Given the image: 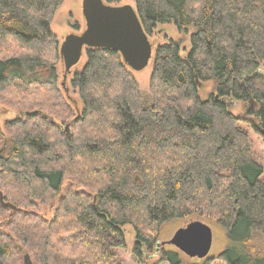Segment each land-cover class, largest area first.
<instances>
[{"label":"trees","instance_id":"1","mask_svg":"<svg viewBox=\"0 0 264 264\" xmlns=\"http://www.w3.org/2000/svg\"><path fill=\"white\" fill-rule=\"evenodd\" d=\"M63 2L0 0V101L26 110L0 130V191L18 207L0 201L10 213L0 264H16L15 250L36 264H123L128 224L135 254L202 264L160 239L166 223L199 218L227 230L225 264H264L250 245L264 235V166L239 124L264 137V0H136L148 36L168 23L182 37L153 47L147 90L118 50L87 47L76 111L51 27ZM67 177L85 188L63 193L48 218L39 203L54 204Z\"/></svg>","mask_w":264,"mask_h":264},{"label":"rangeland","instance_id":"2","mask_svg":"<svg viewBox=\"0 0 264 264\" xmlns=\"http://www.w3.org/2000/svg\"><path fill=\"white\" fill-rule=\"evenodd\" d=\"M83 0H64L62 5L57 9L52 21L51 27L52 30L57 34L60 46L66 36L69 34H79L85 28V18L82 9ZM110 5H122V4H131L136 6V0H120L118 2H108ZM76 24L79 25V28L76 27ZM182 35L178 32L177 28L173 24H159L155 29L154 33L149 36L150 41L153 44L154 49L158 44L167 41L169 38L179 39ZM185 47L187 50H183V54H186L190 49V35L185 38ZM87 53L84 50L81 60L72 68L71 72L68 73L66 79L64 77L65 69L62 58L58 59L57 68L59 73V86L62 90L64 97L67 102L70 103L73 107V110L76 111V106L78 109L82 108V99L78 92V89L72 85V79L76 72L81 71L87 61ZM154 68V60L152 59L148 66L140 71H135L131 69L133 75L139 82L141 89L147 90L149 88L151 75ZM212 87V83L208 82L202 87V94L206 96L209 90ZM6 96V95H5ZM5 98V97H4ZM20 104L24 103L25 100H19ZM233 111L239 112L242 109L240 103H236L233 106ZM25 108L18 107L8 102L0 101V130L1 132L5 131V122L7 120L13 119L17 116L25 114ZM243 128L249 131L251 137L252 152L254 157L264 166V137L260 134H257L254 129L244 121L239 123ZM66 125V124H65ZM64 125V127H65ZM69 126L65 127V131L68 132ZM264 179V174L262 175ZM80 189L85 188V186L79 181L67 177L64 181L63 188L59 195H57L56 201L54 204H42L39 203V211L50 218L54 213V205L58 203L59 197L65 193L68 189ZM10 219V213L5 211L4 213L0 210V228L5 227V222H8ZM206 223H208L212 230V247L209 254L204 258H197L202 264H225L219 257L220 253L229 245V237L227 230L216 223L214 220L199 218ZM185 221V219H175L163 225L162 234L160 236L161 241L169 240L177 230V228ZM4 230H6L4 228ZM126 234V246L120 247L116 250L117 258L123 264H168L166 261L160 259L159 253H149L147 249L143 250L141 256L135 254L134 246L136 243L135 233L130 224L124 227ZM5 232V231H3ZM257 252L264 254V235L261 233L255 234L250 244ZM16 253V264H24V255L25 253L15 250ZM14 262V261H13ZM36 264L35 262H33Z\"/></svg>","mask_w":264,"mask_h":264},{"label":"water","instance_id":"3","mask_svg":"<svg viewBox=\"0 0 264 264\" xmlns=\"http://www.w3.org/2000/svg\"><path fill=\"white\" fill-rule=\"evenodd\" d=\"M82 9L85 28L79 34H69L60 46L66 79L68 73L81 60L87 47L112 48L118 50L125 62L135 71L145 69L153 57V44L145 32L136 7L131 4L110 5L105 0H83ZM31 112H27L29 114ZM68 128V125H67ZM0 201L14 211L18 207ZM212 230L201 219L185 220L166 241L192 258L206 257L212 247ZM24 264H34L26 252Z\"/></svg>","mask_w":264,"mask_h":264}]
</instances>
